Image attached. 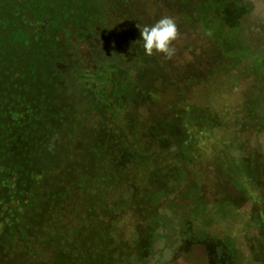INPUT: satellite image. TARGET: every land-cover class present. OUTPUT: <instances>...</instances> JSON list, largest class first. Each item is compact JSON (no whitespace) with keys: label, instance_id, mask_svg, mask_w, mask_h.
<instances>
[{"label":"rangeland","instance_id":"rangeland-1","mask_svg":"<svg viewBox=\"0 0 264 264\" xmlns=\"http://www.w3.org/2000/svg\"><path fill=\"white\" fill-rule=\"evenodd\" d=\"M108 1H74L60 20L127 45V89L148 103L130 99L120 132L96 91L84 86L90 111L75 89L56 92L59 53L0 0V264H218L219 249L234 263L239 247L264 253V0ZM163 16L180 33L171 60L146 56L137 27ZM108 51L90 54L109 60L94 71L114 65ZM68 100L86 110L79 123L63 111Z\"/></svg>","mask_w":264,"mask_h":264},{"label":"trees","instance_id":"trees-1","mask_svg":"<svg viewBox=\"0 0 264 264\" xmlns=\"http://www.w3.org/2000/svg\"><path fill=\"white\" fill-rule=\"evenodd\" d=\"M74 1L77 0H4L8 6H15L19 10V13L24 15L31 22L39 24L41 27V37L46 40L45 46H51L55 52L59 53L56 54L53 65L54 77L56 78V92L59 93L63 87H66L67 93L73 94L72 89H75V94L78 92L83 96V100L81 99L82 105L90 111L92 108L90 106L88 107L84 98V86L92 89L93 92L96 91L97 98L102 103L103 106L101 107L105 112V114H103L105 116L104 122L107 123L109 127L111 123H113L114 131L118 129L120 132L122 129L126 128V121H129V114H126L125 110L126 106L130 103V99H134L136 104L139 105V108L148 102L145 100L139 101V98H135L128 90L129 84L126 81L127 76L125 75L127 74L128 66L125 63H128L129 58L124 52L125 48H123L127 47L126 44H119L115 42L114 39L110 42L108 39L109 36L104 34V36L102 35L98 38L92 37L87 34V31L81 29L82 25L79 22H69L68 24H63L61 22V12L66 10ZM86 1L93 4L96 8L106 9L109 6L108 0ZM125 7L127 6H124V8ZM1 18L7 20L2 14H0V20ZM136 36L135 34L132 36L133 41L137 40ZM121 37L125 43V36ZM99 46L105 50L109 47L110 51H108L107 54L115 63L114 65H102L106 66L102 71H94V68L96 65H99V62L105 64L109 61L107 58H105L106 60L96 58V64L93 62V58L90 54H94L95 48ZM118 48L119 50H117ZM137 51L138 50H136V56H134L135 58L130 59L131 62L138 58L139 55ZM45 52V48H40L39 52L35 53L34 57L39 58L47 65L49 60L44 58L46 55H43V53ZM93 65H95L94 68ZM42 73L44 74V72ZM74 102L75 101L68 100L67 106L63 108V111L68 113L69 120L79 123V118L82 117L83 114H86V110L84 109L82 114H80L81 111L75 112L74 110L77 104L74 105ZM44 115V113H39L35 118H37L38 121L41 120L42 124L46 126V128H49L46 121L47 119L44 118L46 115ZM82 122L81 120V124ZM23 138L25 137L20 136L18 140L19 147H23V143L28 144V140H24ZM30 142L33 143L35 147H40L42 145V141L37 138L30 140ZM186 143L187 142H184L183 146H185ZM169 147L173 152L174 149H176L173 144H169ZM156 197L157 196H155V199ZM158 209L159 207L157 206L156 211H158Z\"/></svg>","mask_w":264,"mask_h":264},{"label":"clouds","instance_id":"clouds-1","mask_svg":"<svg viewBox=\"0 0 264 264\" xmlns=\"http://www.w3.org/2000/svg\"><path fill=\"white\" fill-rule=\"evenodd\" d=\"M141 40L146 56L161 55L166 60H171L176 49L174 42L180 36L178 26L174 18L163 16L151 26L140 27ZM51 150V146L49 148Z\"/></svg>","mask_w":264,"mask_h":264},{"label":"flooded vegetation","instance_id":"flooded-vegetation-1","mask_svg":"<svg viewBox=\"0 0 264 264\" xmlns=\"http://www.w3.org/2000/svg\"><path fill=\"white\" fill-rule=\"evenodd\" d=\"M237 250H239V252L235 254V257H238L240 261L234 263L232 259H227L226 261H224L225 258L221 256L227 254L229 255V253L223 252V249H219L215 254H217L220 257L219 261L221 260L223 263H218V264H264L263 251L255 252L254 250H248L247 248H242V247H239V249L237 248Z\"/></svg>","mask_w":264,"mask_h":264}]
</instances>
